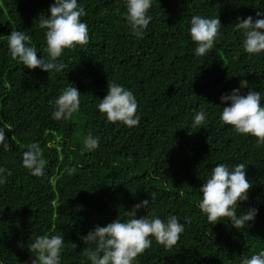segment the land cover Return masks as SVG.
<instances>
[{"label":"trees","instance_id":"trees-1","mask_svg":"<svg viewBox=\"0 0 264 264\" xmlns=\"http://www.w3.org/2000/svg\"><path fill=\"white\" fill-rule=\"evenodd\" d=\"M53 2L0 0V126L9 144L7 151L0 148V264H31L27 245L44 234L64 236L61 264H89L82 236L95 225L126 219L133 204L151 203L153 193L155 201L137 217L153 210L161 218L175 215L185 230L170 249L153 240L137 264H239L241 254L264 249V144L219 120L221 94L241 80L264 90V53H245L232 30L237 17L264 11V0H154L142 39L125 25L124 0H78L87 13L81 19L88 43L65 49L58 58L65 68L47 74L12 60L7 35L24 31L38 58L44 55L37 19ZM194 14L218 16L222 26L201 57L188 34ZM113 81L135 95L138 126L109 122L96 109ZM69 82L81 93L80 109L68 120H53L49 101ZM200 110L205 122L193 128ZM89 131L100 145L83 152ZM33 142L46 160L41 177L21 166ZM219 163L246 165L252 187L237 214L258 208L251 227L236 230L226 217L212 225L197 207L199 187Z\"/></svg>","mask_w":264,"mask_h":264},{"label":"clouds","instance_id":"clouds-1","mask_svg":"<svg viewBox=\"0 0 264 264\" xmlns=\"http://www.w3.org/2000/svg\"><path fill=\"white\" fill-rule=\"evenodd\" d=\"M154 0H124L125 25L130 33L142 39L153 17L149 14ZM47 15L39 14V27L44 30L45 54L39 55L37 48L30 44V38L24 31L13 29L7 35V54L10 58L29 70L39 69L47 74L60 72L65 65L58 58L65 49L88 43V27L82 17L86 16L83 4L78 0H54L49 4ZM222 28L218 16L207 17L194 14L190 17L188 34L195 47L193 54L205 56L215 45ZM232 30L240 34L241 47L249 55L264 53V11H257L254 16L237 17ZM248 88L245 93L242 90ZM221 111L219 120L230 125L237 134L256 138V143L264 144V90L256 91L249 88L246 80H241L239 86L232 88L220 96ZM81 93L74 84L66 85L51 105V119L68 120L79 111ZM96 109L107 121L121 122L132 128L139 125L137 100L132 90L115 81L107 82L106 95L98 99ZM206 112L197 111L191 120V127L201 128L205 122ZM5 127L0 126V148L7 151L9 144L5 137ZM100 145V137L89 131L83 139V152L96 150ZM51 146V143L50 145ZM21 166L30 175H44L46 160L37 142L30 143L22 153ZM75 171L69 168L71 175ZM11 173H9L10 175ZM252 183L247 177V167L244 163L226 165L216 164L207 173L201 187L200 199L197 204L208 223L215 225L227 218L228 223L236 230L251 227L259 209L249 206L237 214L242 202L248 201V192ZM156 199L151 195V203ZM259 202V197H257ZM145 199L133 204L126 212V219L116 218L104 226L95 225L85 235L83 243L88 245L82 250L89 264H137V257L151 247L153 240L165 249L172 248L184 232V224L177 216L167 215L163 218L155 211L137 217L140 209L151 204ZM186 223V221H185ZM23 247V245H18ZM32 254L31 264H61V253L64 247V236L44 234L35 236L27 245ZM73 247H76L73 244ZM239 264H264V249L250 256L241 254Z\"/></svg>","mask_w":264,"mask_h":264}]
</instances>
